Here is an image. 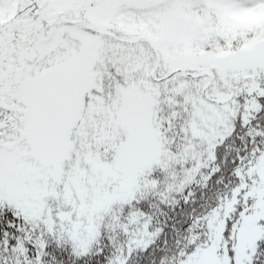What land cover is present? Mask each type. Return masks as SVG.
Returning a JSON list of instances; mask_svg holds the SVG:
<instances>
[{"label": "snow or ice", "instance_id": "snow-or-ice-1", "mask_svg": "<svg viewBox=\"0 0 264 264\" xmlns=\"http://www.w3.org/2000/svg\"><path fill=\"white\" fill-rule=\"evenodd\" d=\"M0 264H264V0H0Z\"/></svg>", "mask_w": 264, "mask_h": 264}]
</instances>
